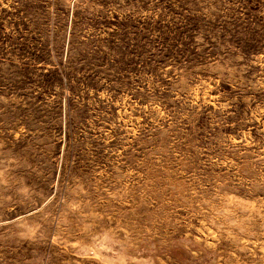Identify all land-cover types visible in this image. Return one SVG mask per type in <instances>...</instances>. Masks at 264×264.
Here are the masks:
<instances>
[{
    "label": "rangeland",
    "instance_id": "obj_1",
    "mask_svg": "<svg viewBox=\"0 0 264 264\" xmlns=\"http://www.w3.org/2000/svg\"><path fill=\"white\" fill-rule=\"evenodd\" d=\"M0 264H264V0H0Z\"/></svg>",
    "mask_w": 264,
    "mask_h": 264
}]
</instances>
